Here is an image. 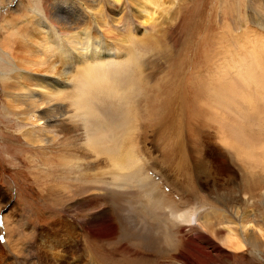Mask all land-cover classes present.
I'll list each match as a JSON object with an SVG mask.
<instances>
[{"label":"bare ground","instance_id":"1","mask_svg":"<svg viewBox=\"0 0 264 264\" xmlns=\"http://www.w3.org/2000/svg\"><path fill=\"white\" fill-rule=\"evenodd\" d=\"M121 1V12H113L111 3ZM258 1V13L250 12L249 4ZM42 2L43 11L32 9L31 32L24 31L30 49L19 56V49L13 54L2 48L14 68L0 71L6 112L15 113L31 147L44 154V168L37 171L46 200L72 213L33 232L37 256L31 264H227L248 245L260 256L264 0H237L226 12L222 6L216 25L222 31L215 34L209 26L200 36L191 66L177 82L170 65L179 46L169 43L162 55L156 44L165 26L180 27L175 14L161 20L169 0ZM156 54L167 64L162 86L146 68ZM153 99L161 109L150 107ZM142 110L160 115L150 125L175 127L165 147L179 156L177 170L190 169L197 181L192 192L171 187L153 168L138 140ZM243 184L249 193L237 192ZM227 192L240 204L230 205ZM3 217L0 232L6 230L9 247ZM18 248H9L16 259L23 251Z\"/></svg>","mask_w":264,"mask_h":264},{"label":"rangeland","instance_id":"2","mask_svg":"<svg viewBox=\"0 0 264 264\" xmlns=\"http://www.w3.org/2000/svg\"><path fill=\"white\" fill-rule=\"evenodd\" d=\"M173 1L174 0H169L167 3V11H164L165 13L163 14L165 16L162 15L161 20L163 22L169 21V18L172 19L175 14V17L178 20L177 22H180V27L178 26L176 28L172 24V29H168L165 26L162 30L164 33L160 31L159 35H157L161 44L157 43L152 36L150 38L156 42L158 52L162 55L165 53V47L169 46V43L173 42L175 47L176 45L177 47L179 46V54L177 55L175 53V55L172 56L174 58H172L170 65L171 73H175L173 75V82H177L191 66V56L194 57L195 55L194 47L195 44L198 43L197 41L200 39V36L208 32L209 26L214 27L210 30L214 31L215 34L222 31L216 29V25H220L222 22L221 19L223 18L221 7L223 6L224 11L226 12L237 0H234V3L229 0H178L175 3ZM123 3V1H121V4L111 3L110 8L112 10L114 9L113 12H121V9L124 7ZM259 3L260 2L258 1L249 4L252 6H249V11L251 12L254 10L257 12L256 8L261 7ZM43 5L44 3L42 0H0V71L8 72L14 68L12 63L14 60H8V54H5L2 48L9 53L12 52V48H15L16 52L19 49V56H25V52L30 49V45L27 41L25 42V39L23 40L25 34L24 31L28 30L31 32V26L29 23H31V17L35 14L32 9L34 8V10L37 9V11H41ZM17 6H20L22 10H16ZM253 12L252 14H254ZM259 15L257 14L258 18L262 19V17H264V14L261 15L262 17ZM37 17L40 18L39 20L42 22V16L39 17L37 14ZM218 19H220V21H217ZM16 30L19 32H15V36L11 39V47L5 48L3 45H6L7 37L10 35L9 32H14ZM140 32H142V30H140ZM18 33L21 34L19 35ZM204 50L205 48L201 47L199 54L200 57L203 56ZM162 55L159 56L156 54V56H150V60L146 61V68L148 67L147 71L150 73L152 79H156L157 84H160L161 86L163 84L161 82L164 81L161 79V70L165 69L167 66L166 59L162 57ZM165 55L168 56L167 53ZM183 58L186 59L183 60ZM195 59L199 60V57L197 58V56H195ZM6 60H8V62ZM17 63L24 70L28 67L27 63L25 64L24 61H18ZM23 65H25V67ZM175 76H177L178 79ZM62 86L64 87V85ZM153 100L151 101L150 107L153 108L154 111L161 109V104L158 102V99ZM143 102L142 106L145 108L147 102ZM6 104L5 86L0 77V214H5L8 231L11 235V244L9 247L0 241V246H2L0 249V256L3 264H31V260L37 256L35 255L36 250H33L34 242L36 241L33 232L37 229H48L53 220L56 221L62 219L66 215H72V213L69 212V209L64 208V206H61L60 204L54 205L46 200L45 194L41 189V186H43L41 184L44 181V178L42 176L41 179V171H37L38 168H44V154L41 152L39 153V151L31 147V144H29L28 140L21 132L23 123H21L14 112L12 114L6 112ZM135 105L139 106L138 101L135 102ZM145 110H142L140 115V119L143 121V126L142 132L140 133L141 137H138V140L141 139L140 142H142L143 151H145L150 157L151 162L154 165L153 168H157L165 174L164 177L167 178L164 180L169 183V185L171 184L175 186V189L178 188L186 191V193L192 192L188 191V189L196 187L197 181H194L191 178L190 169L187 166L181 167L177 170L179 164L176 162H178L179 156L176 154H170L165 147V136H169V134L175 130V127L170 129V125L168 124H162V126L159 124V126H154L153 124L150 125L149 123L154 121L155 116L158 118L160 115H155L156 112L149 114ZM135 114H138V112ZM171 120L172 121L170 122H173V118ZM36 172L39 174L38 178ZM201 181L204 182V178H202ZM48 183L49 182L46 181L45 185ZM242 187L239 186L237 192L241 194H245L247 191L248 193L250 192V188H248L246 184H243ZM227 193L230 205L240 204L239 199L235 198V194H232V192ZM212 194H214L213 191ZM262 206L261 203L258 204V207ZM14 245H19L20 248ZM9 248H18L19 252L23 249L19 255L20 259H16L18 257L14 254L16 253L15 250L9 251ZM2 249H4V251H2ZM260 249L262 251L260 256L258 255V257H256L257 255H255V258L252 254L253 248L248 245L245 251L234 252L233 260L228 261L227 264H264V241ZM6 251H8V254L12 255L9 257L6 256ZM35 260L36 259H34V261Z\"/></svg>","mask_w":264,"mask_h":264}]
</instances>
